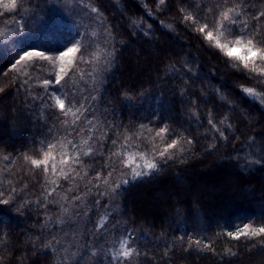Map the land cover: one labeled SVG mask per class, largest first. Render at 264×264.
Listing matches in <instances>:
<instances>
[{
	"label": "trees",
	"instance_id": "1",
	"mask_svg": "<svg viewBox=\"0 0 264 264\" xmlns=\"http://www.w3.org/2000/svg\"><path fill=\"white\" fill-rule=\"evenodd\" d=\"M84 1L97 11L86 6L69 11L66 0H16L17 8L5 9L8 0H0V264H96L94 251L103 245L95 240L107 230L128 235L130 264L260 259L264 236L234 239L228 233L245 224L264 226V103L241 91L252 87L264 94V85L232 67L240 62L211 46L197 29L208 24L222 43L251 39L264 48V0ZM229 9V20L223 21ZM232 20L237 21L233 30L220 35L216 26ZM84 21L78 52L101 47L92 77L81 78L75 69L57 85L51 60L40 58L12 67L24 50L54 57L85 28ZM79 65L82 74L92 69ZM257 66L264 64L257 61ZM62 92L81 110L79 120L56 105L60 97L69 103ZM85 137L91 154L75 164L63 160L65 149ZM173 140L177 144L167 149L164 162L158 153ZM143 150L158 168L123 184L130 178L125 157ZM207 162L232 169L229 181L244 186L246 194L228 197L224 183L199 170ZM201 184L218 185L219 191L198 192ZM155 188L165 196L151 199ZM177 191L182 192L178 198ZM67 208L78 222L60 221ZM103 215L107 221L99 228ZM67 222L81 228L78 245L67 246L65 253L59 239ZM109 222L112 227L106 228Z\"/></svg>",
	"mask_w": 264,
	"mask_h": 264
},
{
	"label": "rangeland",
	"instance_id": "2",
	"mask_svg": "<svg viewBox=\"0 0 264 264\" xmlns=\"http://www.w3.org/2000/svg\"><path fill=\"white\" fill-rule=\"evenodd\" d=\"M66 4H67V6H65V7L69 11L72 10V11L75 12L77 9H78V11H82L83 7L86 6V8L88 9L89 12L94 13V11H93L94 8L92 6H90L89 3H87L84 0H66ZM83 17L86 18V14H84ZM95 21L96 20H94V26L93 27H97L96 24H95ZM84 23H85L84 24L85 28L81 27V30H78L77 36L73 37L70 40V43H66L65 48L63 50H61V51H67V48H70V47H73V46H75L77 48L76 52L71 53L68 57H65V62L63 64L64 72L60 71L62 65H61V63L59 61H57L55 64H53L51 61H49L50 64L52 65L50 67L53 70V74L55 75L54 76L55 79H56L57 75H59L61 77V79L63 77H65V76H70V74L73 75L72 71H74L75 69L77 70V73L82 75L81 78L88 79L89 77L93 76V73H95V70H96L97 66H99L100 62H98V58L100 56V50H101L100 45L94 44L91 47L90 51L84 50L82 52H78V47L80 46V44H79L80 43L79 34L82 32L83 29L86 30V27L88 25V24H86V21H84ZM92 23L93 22H91V25H92ZM87 30H96V28L95 29L87 28ZM88 37L91 38V31H90V35H88ZM92 37H95V36L92 35ZM97 40L98 39H95L94 41H97ZM225 43H228V42H225ZM234 43H235V41L230 42V40H229L228 44L232 45ZM235 50L239 51V49H235ZM59 52H57L54 57L58 56ZM74 59H75V62H73ZM38 61H39V58L36 59L34 62L37 63ZM80 63L84 64V65L89 64V66H92V69H90V72L82 74L83 71L81 69V65H79ZM72 78H76V77H72ZM71 80H76V79H71ZM78 81H80V79H78ZM56 94H57V96H60L59 93H56ZM65 96H67L69 98V101H70L69 93L67 94V92H66ZM60 99L65 101V104H66L65 106H67V108H69V107L72 108V113L68 114V118L75 115L74 118H75V121H76L77 116H80L79 114H81L80 113L81 110L79 109V111H77L78 108H75V107L71 106L73 104V101H71V103L70 102L68 103L65 100L64 97H60ZM66 111H67V109H65V112ZM91 135H92L91 133H87L88 139H91V137H92ZM85 139H87V138L85 137V138L79 140L78 144L75 147L66 148L65 151L63 150L64 154H65V157H64L63 160L68 161L69 159H71V163L75 164L76 163L75 161L77 160V158L82 156L83 152L88 151V149H89V147L87 146L88 145V141H87V144H82V141H86ZM65 144L67 145V141L65 142ZM151 151L152 150H150V152ZM144 154H145V156L148 157L149 153H148V151L145 152L143 150V152L139 153L138 156H136V154H130V155H127L125 157L124 164L128 168V174L130 175V177L133 174V170H135V171L146 170V165L150 161L148 162V160L144 158ZM208 163L209 162L203 164L202 165L203 167H201L199 170H201V171H205L206 170L205 172H207V174H209L211 172L210 175H209L210 177H208V178H213V180H215L217 184L220 183V185H221V183H224L222 186L225 188L224 191L228 195V197L235 196V197L238 198L239 196H242V195L246 194V192L244 191V189H246V188L244 186L242 188V187L236 185V183L232 184L229 181V179H230L229 173L230 174L233 173L232 169L226 168L225 170H220L218 168L213 167L212 164L209 165ZM59 168L61 170L63 168V170L66 171L63 165H62V167H59ZM185 176L188 177L189 173H185ZM225 182H227V183H225ZM167 188L169 189L170 187L168 186ZM168 189H166V191L165 190L164 191L165 192H169ZM210 189H211L212 193H214V194L217 191H219L218 185L216 186V188H213V187L209 188L207 186V184L206 185H202L201 184V185H199L198 192L199 191L200 192H203V191L204 192H206V191L208 192V190L210 191ZM174 195L178 198V197H180L182 195V192L181 191H177V192H175ZM163 196H165V193L161 189L155 188L151 192V199H154V198H159L160 199V198H163ZM67 209H68L67 212L64 211V219L63 218L60 219V221L63 220L62 222H66L65 220H68V219L71 218V215H70L71 213L70 212H71V210L73 208H70V209L67 208ZM106 218H107V215H103V217L99 219V222H98L99 228H101L103 226V223H105L107 221ZM71 219L74 222H78V220H77L78 218H71ZM110 224L111 223L109 222L106 225V228L111 226ZM62 227H63L62 228L63 232H62V234L60 236L61 238L59 239V241H62V244H64L63 245L64 246V252L67 253L69 251L67 246H69V248L71 246L74 248L75 246L78 245V242H77L78 236L77 235H78V232L80 231L81 225L80 224L76 225V224H73V223L72 224L71 223H68V224L64 223V225ZM67 230L68 231L69 230H75L76 232L70 234ZM112 230H114V228ZM116 236L117 235H115L114 232H111L110 230L109 231L107 230L104 233H100V236H98L96 238L95 242L99 241V243L101 242L102 245H103V248H100V250H95L94 251L95 254H96L95 258L97 259L96 264H130L131 263L130 262V260H131L130 257L127 258V260L113 259V254L115 253V251L117 249L120 248V244L124 240H127L128 243H129V240H130L128 235H126V234L125 235L124 234H119L117 237ZM128 243L125 245V249L124 250H127L128 248H132V247H129ZM73 255L74 254L70 253L71 257ZM90 255L94 256L93 254H91V252H90ZM249 264H264V256H262L260 259H256L255 262H252V263H249Z\"/></svg>",
	"mask_w": 264,
	"mask_h": 264
},
{
	"label": "snow or ice",
	"instance_id": "3",
	"mask_svg": "<svg viewBox=\"0 0 264 264\" xmlns=\"http://www.w3.org/2000/svg\"><path fill=\"white\" fill-rule=\"evenodd\" d=\"M160 3L163 4L164 0H160ZM3 7L5 9H15L17 8V3L16 0H8V2L3 3ZM183 10V9H182ZM93 11H97V9H93ZM233 9H229L228 12L222 13V20L223 21H228L229 20V13L232 12ZM261 15H264L262 13ZM238 19V16H237ZM185 20H192L195 22L194 17L192 16H186ZM236 20L230 21L228 25H225L223 22H220L216 27L220 31V35H223L225 31L231 32L233 30V26L236 24ZM209 25L204 24L202 27L198 28L197 31L202 33L204 36V39L208 42H211V46L215 47L219 51H221L226 57H228L231 60H236L240 62V66L237 67L236 64L231 65L232 67L236 68L237 71H244V72H250L253 75L250 77V79H255L258 84L264 85V67H258L257 66V61H259L261 64H264V48H257L253 44V40L249 39L245 43L242 39H237L234 44L230 45L228 43H222L221 40L219 39V36H214L213 31L208 30ZM247 33V25H245V32L241 33V35H245ZM32 48L37 47V46H30ZM235 49H239V51H236ZM77 51V48L75 46L67 48V51H60L59 55L56 57H49L46 56L43 51H35V50H24L23 54L19 56V59L16 61L15 64L12 65L13 68L16 67L17 64H20L21 62L24 61H31L34 58H40L42 60H51L53 64H55L57 61H59L62 65L60 71L64 72L63 64L65 62V57H68L71 53H74ZM114 63V56L111 61ZM187 67V65H185ZM174 71H179L176 69H173ZM61 77L57 75L55 79V83L58 85L60 84ZM26 83V82H25ZM45 85H49L50 81L45 80L43 82ZM23 87V85H21ZM241 91L245 93L247 96L255 99L260 100L262 103H264V94L257 93L254 88L252 87H242ZM65 94L66 93H63ZM93 100L95 97L92 98ZM71 103V101H69ZM56 105L59 107V109L64 112L65 110V101L62 99L57 98L56 99ZM83 102L81 103V107H83ZM79 111V109L77 110ZM90 111L89 109H85V112ZM69 113H72V108L69 107L66 112H64L65 115H68ZM84 113H82L83 115ZM86 118V117H85ZM80 117L77 116V120H79ZM226 119V118H225ZM75 123V122H74ZM221 124L224 123V120L220 121ZM209 124L212 125L213 129L219 134L221 139H227L223 132L220 131V129L216 128L215 124H213L212 120L209 119ZM227 127H231L230 125H227ZM165 129H161V133L164 132ZM51 134V133H50ZM157 135H160V133H157ZM71 143V141H69ZM188 143L191 144V140H188ZM82 144H87V141H82ZM113 144H115V141H113ZM177 144L176 140H173L171 144H168L166 146L165 151L158 153L159 157L161 158L162 161L166 162V151L168 148H173ZM75 147V145H73ZM214 147V146H213ZM210 150H212L210 148ZM92 152V149L89 148L88 151L83 152L84 156H89ZM45 156H47V153H45ZM167 159H172V157H167ZM32 163L34 165H40L41 161L40 160H33ZM158 168V164L155 162L148 163L146 165V170L147 171H135L133 170V174L129 179H125L123 181V184H128L130 181L134 182L141 178L143 175L153 173L154 170ZM71 170V169H70ZM47 171V169H45ZM61 175L67 179V174L61 172ZM111 175V173H109ZM97 179H99V173L97 174ZM107 183V181H105ZM121 187V184H117L115 188L112 189V192L114 195L119 194V189ZM14 191V190H13ZM3 193L0 192V196H2ZM100 195H106V193H100ZM47 199V197H45ZM77 200L80 199V197H76ZM98 202V201H97ZM7 203V201H5ZM65 212L68 211V209H64ZM99 227V225H98ZM228 236L234 238V239H239L240 236H245V237H254V236H264V226H260L257 228H252L250 225L245 224L242 229H239L237 232H229ZM128 243L127 240H124L120 244V248L115 251L113 254V259H118V260H127L132 255V249L128 248L127 250L125 249V245ZM198 243V242H197Z\"/></svg>",
	"mask_w": 264,
	"mask_h": 264
}]
</instances>
